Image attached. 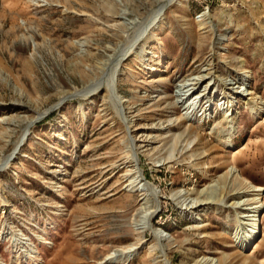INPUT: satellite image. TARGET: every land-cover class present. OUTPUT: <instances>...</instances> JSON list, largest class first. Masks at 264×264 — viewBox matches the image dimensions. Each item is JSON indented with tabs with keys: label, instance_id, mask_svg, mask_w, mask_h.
<instances>
[{
	"label": "rangeland",
	"instance_id": "374dc122",
	"mask_svg": "<svg viewBox=\"0 0 264 264\" xmlns=\"http://www.w3.org/2000/svg\"><path fill=\"white\" fill-rule=\"evenodd\" d=\"M202 76L176 128L175 91ZM243 82L252 95L225 88ZM139 172L169 264L264 263V236L240 249L241 210L187 208L217 186L226 205H262L264 225V190L242 183L264 189V0H0V264H96L134 245ZM141 236L116 264H165Z\"/></svg>",
	"mask_w": 264,
	"mask_h": 264
},
{
	"label": "bare ground",
	"instance_id": "6f19581e",
	"mask_svg": "<svg viewBox=\"0 0 264 264\" xmlns=\"http://www.w3.org/2000/svg\"><path fill=\"white\" fill-rule=\"evenodd\" d=\"M206 78H207L206 76H202V77H199L198 79L188 80L187 82H184L182 85H180L178 90L175 91L177 99H176V102H175L174 107H173L174 110L177 111L179 108L182 107V109L186 112L184 114L185 116L180 117V119L176 123V125H175L176 128H179V125L184 123L185 120L186 121L188 120V122H189L194 115L196 105H198L197 108H199V106L201 105L202 100L205 98V96L207 94L206 92L202 93V94H197L198 96L196 95L194 100L188 105H187V100L189 97H191V95L194 94V92L199 90L201 85L205 82ZM235 85H236V83H234V85L229 84L228 86L225 84V86H226L225 88L227 90H230V93H232L234 96L240 95V96L247 97V96L252 95V92L246 91V87L244 89H241L240 85H244V82H243V84H238L239 86L234 87ZM98 86H95V87H98ZM207 89L208 88H206V90ZM93 90H91V92ZM245 92H247V94H245ZM227 97L230 98L231 95L227 96ZM220 104L223 105V104H225V102L220 101ZM233 107L234 106L232 105L231 108H233ZM231 108L227 107L226 112L223 113L225 117H231L232 116L231 115ZM258 109H260V107ZM192 134L197 135L196 145L197 144L202 145V141H203L204 137H201V135L197 134L194 127L189 126L188 130L186 132V135L192 136ZM251 145H252V143H251V141H249L247 144L243 145L242 150H246ZM202 146H205V145H202ZM210 150L205 151V153H202L199 156H202V158L208 157L210 155V153H209ZM240 151H237V152H239V155H240ZM193 156L194 155H191V157H193ZM197 160H199V159H197V158L194 159V161H197ZM232 163H233V166L231 167V169L228 170V172H226L224 175H222L219 179L225 185L227 184L229 179H230V182L232 183L231 184L232 186L236 182L235 181V178H236L235 177L236 176L235 175L236 174V171H235L236 162L234 161ZM242 183L244 184L245 190L248 193H252V192L258 193V192H262V190H264L260 187L252 186L249 183H245L244 181ZM238 186H239V184H238ZM128 187L130 189V192L136 191V192L140 193V198H141L140 202H142V203L140 204L139 208L136 210L135 218L133 220L134 221L133 224H135L134 225L135 229L137 231L138 236L140 235V238L136 241V243L134 245H131V246L123 248V249L112 250L110 253H108L106 256H104L101 261L97 262L96 264H116L117 262H129L134 257V254L140 248L141 244H143L141 235H143L145 233H150L156 241L155 244L151 246L150 250L152 252H154L155 255H157V258H163L162 260H163V262L165 261V264H169V262L165 258L167 256V251L165 250V246H166L165 242H167L168 239L165 237V235L163 233H161L158 230H155V228L152 224V220L158 212V205L155 204V199H156V192L154 191L155 189L146 180V178L144 177L142 172H139V174L131 181V183L129 184ZM203 193H204L203 194L204 198L202 200L200 199V197H196V198L192 199L194 205L192 207H190V209H189V207H187L189 211L190 210H197L198 208H201V207H203L205 205H209V204L210 205L211 204L220 205L222 207L232 208L234 210H241L242 212L237 214V220H238L240 227H241L240 230H243V231L245 230V233H242L243 236L239 237V241H238V243H240L241 251H244V249H246L249 246L251 248V246H253V245H255L253 247V249H255L260 243H262V241H263L262 237L264 236V225L258 224L259 219H260V214L263 211L262 205H255L254 203H250L251 200L248 198H245L243 201H240V202H235V203L233 202V203H231V205H226V196H228L229 193L227 194V192L225 190L220 191V188H218L217 186H210L209 190L206 189L205 191H203ZM191 195H192V192L186 193V194H184V193L182 194L181 192H177V193L173 194V197L175 198V200H178L182 197H184V199L187 200V199H189V197H191ZM153 202H154V204H153ZM260 226L263 227L262 230H261ZM235 236H239V233H236ZM260 236H261V238L259 239ZM236 240H237V238L235 239V241ZM25 252L28 256L31 255L29 249ZM30 257H32V256H30ZM244 260L247 261V258H245ZM260 264H264V263L262 262Z\"/></svg>",
	"mask_w": 264,
	"mask_h": 264
}]
</instances>
